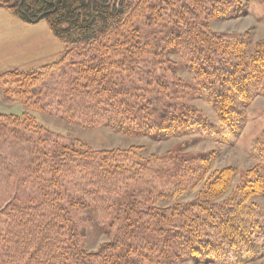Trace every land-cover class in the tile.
<instances>
[{"label": "trees", "instance_id": "trees-1", "mask_svg": "<svg viewBox=\"0 0 264 264\" xmlns=\"http://www.w3.org/2000/svg\"><path fill=\"white\" fill-rule=\"evenodd\" d=\"M171 2L175 17L159 42L161 62L177 54L190 80H169L154 66L138 69L137 22L152 18L153 0H0V8L26 22L46 20L55 37L76 48L53 92L62 118L156 141L198 134L230 142L244 124L240 108L264 95V40L249 45L245 34L215 32L211 21L243 16L249 0ZM9 76L22 88L34 84L31 74ZM192 99L207 102L219 123ZM39 135L53 143L43 154L49 178L39 197L1 213L0 264H244L264 256V211L254 201L264 194V134L258 165L227 196L233 167L207 178L213 153L177 149L182 155L155 174L164 190L157 199L144 177L150 162L143 147L95 150L60 143L45 129ZM202 182L195 199L160 205ZM77 206L111 237L96 250L73 219Z\"/></svg>", "mask_w": 264, "mask_h": 264}, {"label": "rangeland", "instance_id": "rangeland-1", "mask_svg": "<svg viewBox=\"0 0 264 264\" xmlns=\"http://www.w3.org/2000/svg\"><path fill=\"white\" fill-rule=\"evenodd\" d=\"M169 1L165 4L153 0L156 6H152V18L137 22L141 35V48L136 56L138 69L141 71L146 66H154L159 75H165L169 80H190L193 75L177 54H170L171 63L161 62L164 56L159 42L175 17L169 5L172 2ZM246 9L243 16L211 21L212 30L245 34L249 45L264 40V0H249ZM24 25L22 32L19 30L17 40L23 36L18 42L21 52L16 55H4L3 52L0 57V229L3 226L1 213L15 204L39 197L42 186L49 178V162L43 154L53 143H49V137L39 135L44 129L52 132L54 139L57 137L60 143L70 144L75 140L95 150L143 147L141 155L150 162L144 177L150 179L148 185L154 199L164 191L155 174L182 154L213 153L207 178L217 170L233 167L235 174L226 196L240 184L248 170L258 165L256 149L259 137L264 134V95L257 96L250 104L240 108L244 124L237 137L230 142L208 139L198 134L156 141L149 137H129L107 127H87L62 118L53 94L67 62L70 58L76 59V48L55 37L44 19L36 23L25 21ZM12 72L31 74L34 84L22 88L9 76ZM261 86L264 87V78ZM189 103L219 123L207 102L192 99ZM53 136H50L51 139ZM38 139L41 140L39 145ZM177 149L182 150V154L173 153ZM260 166L264 178V163L261 162ZM149 170L154 171L153 175L149 174ZM203 186L204 182L191 191L160 200V205L165 207L175 201H191ZM254 201L264 211V194L256 196ZM72 209L73 219L85 231L84 241L88 249L96 250L111 239L99 232L92 220L86 217L83 207ZM180 264L214 263L186 260ZM244 264H264V256Z\"/></svg>", "mask_w": 264, "mask_h": 264}, {"label": "crops", "instance_id": "crops-1", "mask_svg": "<svg viewBox=\"0 0 264 264\" xmlns=\"http://www.w3.org/2000/svg\"><path fill=\"white\" fill-rule=\"evenodd\" d=\"M6 8H0V57L4 52V55L10 53L16 55L20 53L18 40L19 30L23 29L26 25L25 21L15 16ZM22 32V31H21ZM23 44V43H20ZM10 47V48H9Z\"/></svg>", "mask_w": 264, "mask_h": 264}]
</instances>
